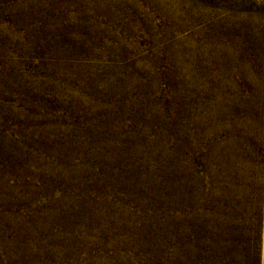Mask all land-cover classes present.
<instances>
[{
  "label": "rangeland",
  "instance_id": "1",
  "mask_svg": "<svg viewBox=\"0 0 264 264\" xmlns=\"http://www.w3.org/2000/svg\"><path fill=\"white\" fill-rule=\"evenodd\" d=\"M0 264H264V0H0Z\"/></svg>",
  "mask_w": 264,
  "mask_h": 264
}]
</instances>
